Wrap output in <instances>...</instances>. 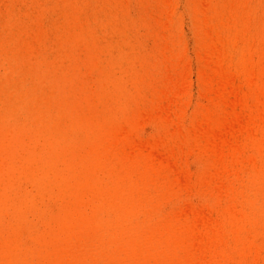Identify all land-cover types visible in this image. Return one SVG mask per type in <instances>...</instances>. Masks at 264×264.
Segmentation results:
<instances>
[{
	"label": "rangeland",
	"instance_id": "374dc122",
	"mask_svg": "<svg viewBox=\"0 0 264 264\" xmlns=\"http://www.w3.org/2000/svg\"><path fill=\"white\" fill-rule=\"evenodd\" d=\"M177 39L264 54V0H0V264H213L223 217L264 264V130L221 192L191 198L212 205L202 249L166 232L178 192L150 187L122 140Z\"/></svg>",
	"mask_w": 264,
	"mask_h": 264
},
{
	"label": "bare ground",
	"instance_id": "6f19581e",
	"mask_svg": "<svg viewBox=\"0 0 264 264\" xmlns=\"http://www.w3.org/2000/svg\"><path fill=\"white\" fill-rule=\"evenodd\" d=\"M220 39L194 43L192 51L187 39L166 41L156 67L159 77H152L147 92L139 84L133 101L141 108L131 118L123 116L126 129L121 132L124 144L133 147L136 161L144 167L146 180L154 179L149 186L178 192L179 207H175L177 213L171 212L166 232L188 239V247L196 233L199 249L204 241L195 218L212 223V205H195L191 198L210 202L215 192H221L229 166L246 151L256 150L264 130V54L246 49L234 55ZM229 44L235 50L236 43ZM141 175L138 183L144 181ZM235 220L223 217L220 243L215 237L209 262L261 264L253 243L247 241L250 235Z\"/></svg>",
	"mask_w": 264,
	"mask_h": 264
}]
</instances>
